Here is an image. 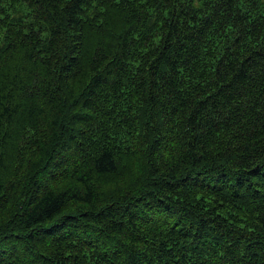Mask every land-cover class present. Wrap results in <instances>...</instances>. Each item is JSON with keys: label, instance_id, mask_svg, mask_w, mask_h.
Segmentation results:
<instances>
[{"label": "trees", "instance_id": "1", "mask_svg": "<svg viewBox=\"0 0 264 264\" xmlns=\"http://www.w3.org/2000/svg\"><path fill=\"white\" fill-rule=\"evenodd\" d=\"M0 264H264V0H0Z\"/></svg>", "mask_w": 264, "mask_h": 264}]
</instances>
